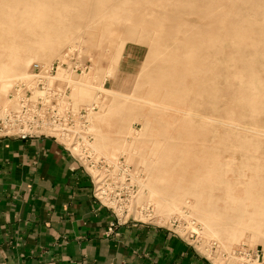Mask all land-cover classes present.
<instances>
[{
    "label": "rangeland",
    "instance_id": "obj_1",
    "mask_svg": "<svg viewBox=\"0 0 264 264\" xmlns=\"http://www.w3.org/2000/svg\"><path fill=\"white\" fill-rule=\"evenodd\" d=\"M127 1L0 0V62L24 60L0 110L46 65L41 83L85 108L74 160L92 195L104 178L113 223L166 229L208 264H264V0Z\"/></svg>",
    "mask_w": 264,
    "mask_h": 264
},
{
    "label": "crops",
    "instance_id": "obj_2",
    "mask_svg": "<svg viewBox=\"0 0 264 264\" xmlns=\"http://www.w3.org/2000/svg\"><path fill=\"white\" fill-rule=\"evenodd\" d=\"M112 221L56 141L0 139V264H208L166 229Z\"/></svg>",
    "mask_w": 264,
    "mask_h": 264
},
{
    "label": "built area",
    "instance_id": "obj_3",
    "mask_svg": "<svg viewBox=\"0 0 264 264\" xmlns=\"http://www.w3.org/2000/svg\"><path fill=\"white\" fill-rule=\"evenodd\" d=\"M43 67L39 63H35L33 68L39 70V73L31 74L34 80H38L42 90L38 88L33 90L30 85L18 84L14 88L16 93L10 96L17 109L11 114L6 109L0 110V127L1 125L8 126L3 129L7 131L0 135V139H28L33 138L32 136L40 137L39 135L30 134L31 132H49L64 142L61 145L70 157L79 160L82 155L84 156L79 146L88 145L91 139V135L84 136L81 133L88 126L85 108L77 110L71 105L63 106L61 104L62 97L56 91L41 83L44 78V75H42ZM68 128H73L74 131H66ZM41 136L47 137L46 135ZM64 144L69 145L70 148H67ZM72 153L78 157H74ZM95 178L96 183L99 185L96 186L93 196L97 199V195L100 199L102 195L100 189L103 191L104 178L99 177L98 174L95 175ZM118 224H120L118 220L112 222L108 228L109 231L113 230V227Z\"/></svg>",
    "mask_w": 264,
    "mask_h": 264
},
{
    "label": "bare ground",
    "instance_id": "obj_4",
    "mask_svg": "<svg viewBox=\"0 0 264 264\" xmlns=\"http://www.w3.org/2000/svg\"><path fill=\"white\" fill-rule=\"evenodd\" d=\"M126 1V0H125ZM18 2L19 3H21L22 2V0H18ZM127 2H130V0H128ZM30 7V8H29ZM29 7H27V6H25V8H24V10L25 11H31V10H33V11H35V13H40V8H39V2H36V1H34V5H31V6H29ZM42 12V11H41ZM50 12H52V11H50ZM114 13V12H113ZM116 13V12H115ZM50 14V13H49ZM49 14L48 15H46V16H49ZM40 15V14H39ZM115 15V14H114ZM43 16H44V14H43ZM220 15L219 14H217L215 11H211V17H214V18H216V19H221L220 17H219ZM3 19V18H2ZM2 19H1V21H2ZM5 20H7L6 18H5ZM46 36V35H45ZM56 51V49H53V48H50V47H40V48H37V49H30V51L29 52H35V53H37V54H42V55H50V54H53L54 52ZM6 53V52H5ZM7 55V54H6ZM11 62V61H10ZM28 62V61H27ZM14 63H15V65H11L10 66V63H1L0 62V85H1V89H0V93L1 94H3L4 92H5V88H4V86H6L9 82H10V80L12 79V78H15L16 76H17V74H15V72L17 71L16 69H17V67L16 66H18V65H22L23 63H24V60L23 59H16L15 61H14ZM12 66H13V68H12ZM22 67V66H21ZM20 67V68H21ZM48 67L45 65L42 69H43V71H45L46 69H47ZM19 70V69H18ZM42 71V72H43ZM60 71H62V70H60V68H58V72H60ZM31 77H32V75L31 74H29ZM18 76H20V75H18ZM18 76L16 77V78H18ZM252 82V86H253V89L256 91L257 90V88L259 87V83L258 82H256V81H251ZM256 95V94H255ZM58 130H62V129H58ZM66 130V129H65ZM66 131H74V129L73 128H68ZM82 134L84 133L83 131L81 132ZM63 134H65V133H63Z\"/></svg>",
    "mask_w": 264,
    "mask_h": 264
}]
</instances>
